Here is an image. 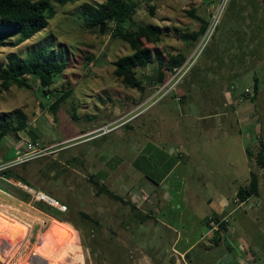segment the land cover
<instances>
[{"label": "rangeland", "instance_id": "obj_1", "mask_svg": "<svg viewBox=\"0 0 264 264\" xmlns=\"http://www.w3.org/2000/svg\"><path fill=\"white\" fill-rule=\"evenodd\" d=\"M135 1L136 25L161 32L149 47L166 55L181 52L183 66L192 65L168 94L160 90L175 73L162 85L152 68L137 69L144 92L117 77L118 61L133 49L111 38L114 25L105 26L103 34L89 28L83 13L84 6L100 8L106 0L54 4L56 15L46 31L0 49V63L10 54L26 58L48 46L57 60L60 55L67 60L48 96L33 77L32 89L3 91L0 82V126L7 131L0 140V166L5 158H16L17 147L28 141L50 147L44 157L5 172L67 206L61 217L71 222L44 213L13 184L18 180L0 172V190L9 194L0 191V217L10 223L9 232H0V264H264V171L257 164L264 142V56L257 54L259 35H264V0H235L229 16L232 0ZM206 24L202 36L183 40ZM254 76L261 80L255 102ZM207 115H217L216 123L210 118L203 122ZM106 126L113 129L102 134ZM89 150L95 157H86ZM179 152L184 156L181 171L157 191L163 199L159 209H150L155 195L148 187H157L152 180L169 173L170 159L180 158ZM101 157L103 174H117L98 186L91 174L98 176ZM252 174L259 180V196L242 203L237 191L249 185ZM134 187L141 191L135 202L129 195ZM22 194L30 200L18 198ZM141 202L146 214L154 211L147 220L132 211ZM215 214L228 222L227 235L218 237L217 228L206 225Z\"/></svg>", "mask_w": 264, "mask_h": 264}, {"label": "trees", "instance_id": "obj_2", "mask_svg": "<svg viewBox=\"0 0 264 264\" xmlns=\"http://www.w3.org/2000/svg\"><path fill=\"white\" fill-rule=\"evenodd\" d=\"M147 1L152 3L156 0ZM53 2L54 4L65 6L70 0H53ZM106 2L107 3L100 8L86 5L83 8V13L89 28L100 30L102 25H114L115 29L111 33V38L113 40H122L128 43L133 49L134 52L132 55L118 61L117 77L123 80L126 87L144 92L145 83L137 77L136 71L137 69H146L150 67L156 71L158 76V81H156V83L164 85L167 82L168 75L176 73L185 64L186 56L181 52L166 55L163 52L153 50L149 47L152 42L158 41L161 38V32L160 29L155 26L136 25L134 16L139 8L138 2L135 0H106ZM230 2L227 9V16H229L231 10L235 7V0ZM54 4L50 0H0V49L12 44L19 46L46 31L50 20L56 15ZM151 11L152 13L154 12V7L151 8ZM207 26V24L203 26L200 32L194 37L185 35L183 40L190 38L195 40L199 38L204 34ZM219 29L220 27L217 26L211 42L215 40V35ZM109 31L110 29L108 27L107 33H109ZM259 32H262V28H259ZM259 36L261 39L258 43L259 48L257 49V54L264 56V35L262 37L261 33ZM57 58V55L50 52L49 46L29 53L26 58L16 54L8 55L7 62L0 63V82L2 90L9 91L13 86L32 89L33 86L29 77H33L39 84V88L42 89L43 94L48 96V89L55 84L56 77L61 75L68 66L67 60L62 55L59 56V60H57ZM229 82L231 83L230 80ZM253 83V96L251 100L255 102L261 92L260 78L254 76ZM229 88L230 91L234 93L235 86L232 85ZM66 97L67 95L58 99L52 109L57 111L61 103L66 100ZM19 125L22 127L21 129H23L26 123L24 120L19 119ZM2 127L3 125L0 126V140H2L5 136V132H7ZM246 153L248 157L253 158L254 154L250 149H246ZM257 164L264 171L263 141H260V148L257 153ZM1 173L18 181H25L24 178L18 177L12 172L2 171ZM164 177L163 175L161 178ZM161 178L152 181L154 184L159 185L162 180ZM91 179L92 181L95 179L94 183L98 186L100 185L99 181H101V176H92ZM38 191L41 192L42 190L39 189ZM100 191L103 192V190ZM236 196L242 203H246L252 197L259 196V180L257 175L252 174L249 185L240 187ZM18 198L24 201L30 200L25 194L18 195ZM37 207L60 222H70L69 220L63 219L61 217L62 213L52 207L45 206L41 203L37 204ZM135 208L136 207H132V211L138 212V214H136L138 219L147 220L151 218L150 214H144L141 211H137V208ZM212 221L217 224L216 235L218 237H220L221 234H228V222L221 219L217 214L206 219L205 223L207 226H210Z\"/></svg>", "mask_w": 264, "mask_h": 264}, {"label": "built area", "instance_id": "obj_3", "mask_svg": "<svg viewBox=\"0 0 264 264\" xmlns=\"http://www.w3.org/2000/svg\"><path fill=\"white\" fill-rule=\"evenodd\" d=\"M187 65L182 66V68H180L175 73V75L172 76L170 82L165 84L161 88L160 93L164 91L163 94H168L171 90L174 89V87L179 82V80L182 79V76L181 77H178V76L180 74L185 75L187 73V71H189V69L192 67V65H189L188 67H186ZM110 127L111 126L104 127L101 130V132L103 131L102 134H106V133L110 132L113 129ZM48 151H50V147H45L39 141H28L26 143H23L21 145V147H20V145H19V147H17L16 158H14L12 160H7L3 165H1L0 166V172L9 170V169L14 168L18 165H22V164L34 161L36 159H39L41 157H44L45 155L48 154ZM1 179L5 180L6 182L11 183L8 179H4V178H1ZM13 184L19 190H21L22 192L27 194L29 197L31 196L34 202L51 206L52 208L58 210L61 213L67 212V206L60 204L58 201H56L50 195L42 193V192H40V191H38V190H36V189L26 185V184H23L22 182H19V181L13 182ZM0 191L6 195H9L4 190H0ZM224 221H226V220L224 219ZM210 224H211V226L213 225L215 228H217L216 222L212 221Z\"/></svg>", "mask_w": 264, "mask_h": 264}, {"label": "crops", "instance_id": "obj_4", "mask_svg": "<svg viewBox=\"0 0 264 264\" xmlns=\"http://www.w3.org/2000/svg\"><path fill=\"white\" fill-rule=\"evenodd\" d=\"M209 115H207V116H203V117H206V118H204V119H202V121L203 122H205L208 118H210V123H216L215 121H214V119L216 118V116L217 115H215V116H209ZM137 117V115L136 116H134L133 118H136ZM132 118V119H133ZM131 120V119H130ZM127 121V122H124V123H122V125H120V127L121 126H127L128 125V123L129 122H132V121ZM217 125V124H216ZM215 125V126H216ZM217 127V126H216ZM96 130H99V129H96ZM96 130H94V131H96ZM97 136V135H96ZM96 136H93V137H90V138H88V139H86V140H83V141H87V140H90V139H92V138H94V137H96ZM77 144V143H76ZM137 148H139L137 151H138V156L140 157L141 155H142V150H143V148L141 149V145H138L137 146ZM127 149V148H126ZM88 154H87V156L86 157H88V158H90V156L92 155H94L93 157H95V152H93V151H90L89 150V152H87ZM180 153V152H179ZM178 153V155L180 156V158L178 159H176V160H174L173 158H171L170 160L172 161V168H170L168 171H169V173L168 174H165L164 176V178H161L162 180H161V183L159 184V185H156L157 187L156 188H152V190L150 189V187H148V191L150 190V191H152V192H154L152 195H155V198H154V203H153V207L152 208H150V209H159V203H161V200H163V199H161V197H158V190L159 189H163V185L165 184V182L171 177V175L172 174H174L177 170L178 171H181V169H179V167H180V165L182 164V161H181V159L182 158H184V156H182V154L180 153L179 154ZM121 156H126V153H125V150L124 151H121L120 152V154H119V157L118 158H120L119 160L120 161H122V162H119V164H120V168L122 167V163H123V160H122V158H121ZM5 161H7V159L5 158ZM78 161V159L76 158L75 159V162H77ZM99 161H102V165L100 166V169L98 168V176H101V180H102V182L103 183H105V181H108L109 179H111V178H113V175L114 176H116V174L117 173H113V172H109V173H105V174H103V170H104V166H105V162H104V159L101 157V158H99ZM99 161H97V163H99ZM78 163V162H77ZM132 164H134V163H132ZM93 169V168H92ZM92 169L90 170V171H92ZM94 170V169H93ZM94 174L95 173H92L91 175L92 176H94ZM105 175V176H104ZM141 176V175H140ZM143 176H145V175H143ZM182 176H184V175H182ZM138 177H139V175H132L130 178H132V179H138ZM185 177V176H184ZM175 189V188H174ZM139 192H141V191H136L135 190V187H134V189L129 193V195L130 194H132L133 195V199H134V201L133 202H135V196H136V194L137 193H139ZM113 194H114V192H113ZM116 195V194H115ZM152 195H150L151 197H152ZM144 203V202H143ZM152 202H150V204H151ZM145 204V203H144ZM147 204H149V203H147ZM156 205V206H155ZM134 206H136V208L139 210V212L140 211H142V202L140 203V205H134ZM144 214H146L144 211H142ZM154 211H150V214L151 213H153ZM147 214H149V213H147ZM192 250V247L191 248H188V250H186V252L183 254V255H187V253L188 252H190ZM249 258H247V260H248Z\"/></svg>", "mask_w": 264, "mask_h": 264}, {"label": "bare ground", "instance_id": "obj_5", "mask_svg": "<svg viewBox=\"0 0 264 264\" xmlns=\"http://www.w3.org/2000/svg\"><path fill=\"white\" fill-rule=\"evenodd\" d=\"M6 219V218H5ZM8 225H10V223L9 222H7L6 220H4L3 218H1L0 217V229H1V233H3V232H9V231H6V229H8L9 228V226ZM18 233V232H17ZM22 234V233H21ZM26 236V235H25ZM11 239V238H10ZM7 252H9V251H7ZM22 262V261H21Z\"/></svg>", "mask_w": 264, "mask_h": 264}, {"label": "water", "instance_id": "obj_6", "mask_svg": "<svg viewBox=\"0 0 264 264\" xmlns=\"http://www.w3.org/2000/svg\"><path fill=\"white\" fill-rule=\"evenodd\" d=\"M104 31H105V26H104V25H102V26H101V28H100V32L103 34V33H104Z\"/></svg>", "mask_w": 264, "mask_h": 264}]
</instances>
